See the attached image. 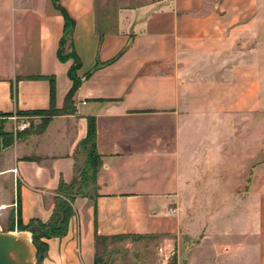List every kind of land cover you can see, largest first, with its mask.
<instances>
[{
	"label": "crops",
	"instance_id": "obj_1",
	"mask_svg": "<svg viewBox=\"0 0 264 264\" xmlns=\"http://www.w3.org/2000/svg\"><path fill=\"white\" fill-rule=\"evenodd\" d=\"M260 2L0 0V129L16 139L0 152L9 232L33 241L17 227L18 192L24 226L50 221L60 181L87 165L78 150L94 117L96 191L75 200L66 236L44 240L43 264H94L96 233L154 236L177 264H264ZM62 10L74 21L64 61ZM51 79L57 113L17 139L22 113L50 110Z\"/></svg>",
	"mask_w": 264,
	"mask_h": 264
},
{
	"label": "trees",
	"instance_id": "obj_2",
	"mask_svg": "<svg viewBox=\"0 0 264 264\" xmlns=\"http://www.w3.org/2000/svg\"><path fill=\"white\" fill-rule=\"evenodd\" d=\"M62 14L65 18V36L61 42V48L59 50V56L61 60H66L69 56L63 55V45L65 39L71 36L74 30V21L68 16V14L62 10ZM80 67L78 60H75V65L70 71L74 85L69 95L67 96L66 102L68 103L75 93L78 91L81 81L74 76L75 71ZM52 90H51V103L50 110L43 112H30L22 113L26 116H37L43 115L47 117L54 116L57 111L55 109V88L54 80L51 79ZM97 126L94 117L88 118V133L86 139L80 144L79 150L87 156V165L84 169H80L76 172V177L72 184L68 185L62 180L60 181L57 196L55 198V208L52 217L48 223H42L40 221H32L27 226L22 224L21 220V209H20V193L18 192V212H17V227L20 231H29L32 233L33 244L37 251V264H43V260L46 256L48 245L44 240L52 238H62L66 236L68 232V226L71 218L76 214L74 209V202L78 197H89L93 199L90 194V190L96 191L97 175L101 168L100 156L97 153ZM14 139L12 134L4 133L0 129V142H11ZM12 145V144H11ZM6 146L4 149L10 147ZM14 228V215L11 214V225L9 231ZM142 239V238H156L154 236H129V235H118V236H100L96 233V257L94 264H104L103 258L98 255L100 247H104L107 242H120L125 239ZM172 264H177L176 259L173 260Z\"/></svg>",
	"mask_w": 264,
	"mask_h": 264
},
{
	"label": "rangeland",
	"instance_id": "obj_3",
	"mask_svg": "<svg viewBox=\"0 0 264 264\" xmlns=\"http://www.w3.org/2000/svg\"><path fill=\"white\" fill-rule=\"evenodd\" d=\"M259 14L263 17L264 25V0H261L259 5ZM259 47L261 56L264 59V27L263 32L260 35ZM264 68V64H263ZM44 122L42 118L28 116V118L21 120L20 128L23 131V135H18L17 139H25L32 133L40 132ZM15 138L11 142H0V152L8 145H13ZM11 145V146H12ZM9 191L10 182L0 181L1 188ZM4 211V210H3ZM6 211V210H5ZM11 225L10 213H0V231L9 232ZM160 239L159 238H142V239H125L120 242H107L104 247H100L98 255L103 258L104 264H172L174 258L171 257L165 262L160 253Z\"/></svg>",
	"mask_w": 264,
	"mask_h": 264
},
{
	"label": "water",
	"instance_id": "obj_4",
	"mask_svg": "<svg viewBox=\"0 0 264 264\" xmlns=\"http://www.w3.org/2000/svg\"><path fill=\"white\" fill-rule=\"evenodd\" d=\"M37 251L27 233L0 231V264H36Z\"/></svg>",
	"mask_w": 264,
	"mask_h": 264
},
{
	"label": "built area",
	"instance_id": "obj_5",
	"mask_svg": "<svg viewBox=\"0 0 264 264\" xmlns=\"http://www.w3.org/2000/svg\"><path fill=\"white\" fill-rule=\"evenodd\" d=\"M86 105V102H82V106ZM160 253L162 255V258L165 262H167L171 257H173L174 255V251L173 250H164V249H160ZM167 264V263H165Z\"/></svg>",
	"mask_w": 264,
	"mask_h": 264
}]
</instances>
